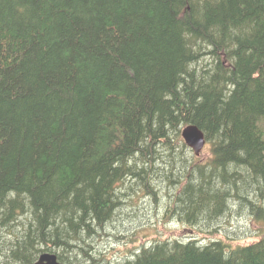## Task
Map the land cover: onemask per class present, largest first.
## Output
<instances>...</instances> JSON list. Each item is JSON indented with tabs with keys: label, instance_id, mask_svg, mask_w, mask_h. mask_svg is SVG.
I'll list each match as a JSON object with an SVG mask.
<instances>
[{
	"label": "trees",
	"instance_id": "16d2710c",
	"mask_svg": "<svg viewBox=\"0 0 264 264\" xmlns=\"http://www.w3.org/2000/svg\"><path fill=\"white\" fill-rule=\"evenodd\" d=\"M262 119L264 0H0V264H114L93 241L123 181L156 176L164 219L209 236L159 237L122 264H264V235L214 236L238 211L264 221Z\"/></svg>",
	"mask_w": 264,
	"mask_h": 264
},
{
	"label": "rangeland",
	"instance_id": "374dc122",
	"mask_svg": "<svg viewBox=\"0 0 264 264\" xmlns=\"http://www.w3.org/2000/svg\"><path fill=\"white\" fill-rule=\"evenodd\" d=\"M203 57L208 58L209 56L203 55ZM259 125L264 128V119L259 122ZM209 153V144L206 142L197 158H205ZM191 154H193L192 151ZM125 181H130V179ZM151 182L153 186L145 191L146 188L140 187L138 183L135 184L134 180L132 190L127 188L131 182L124 183L123 181V191L127 195H122L121 209L115 212L106 231L93 241L94 250L99 251L101 255L105 254L106 258L114 264H122L129 256L130 248L139 249L141 244L154 241L159 237L185 240L189 236H195L203 240L204 237L209 236V234L198 231V227L187 226L173 219L165 220L167 194H171L172 187L166 183L163 176L153 177ZM227 219L221 222L218 232L214 233L215 237L219 236L220 232L230 233L233 238L237 239L235 242L245 244L264 235V221L256 220L243 211L233 213ZM84 249L87 250V247ZM81 264H84V261Z\"/></svg>",
	"mask_w": 264,
	"mask_h": 264
},
{
	"label": "water",
	"instance_id": "95a60500",
	"mask_svg": "<svg viewBox=\"0 0 264 264\" xmlns=\"http://www.w3.org/2000/svg\"><path fill=\"white\" fill-rule=\"evenodd\" d=\"M181 137L185 144L190 147L195 155H198L205 143L203 132L193 124L184 126L181 130ZM32 264H66L59 262L54 253H42L38 259Z\"/></svg>",
	"mask_w": 264,
	"mask_h": 264
},
{
	"label": "bare ground",
	"instance_id": "6f19581e",
	"mask_svg": "<svg viewBox=\"0 0 264 264\" xmlns=\"http://www.w3.org/2000/svg\"><path fill=\"white\" fill-rule=\"evenodd\" d=\"M204 134H205V133H204ZM7 225H8V224H7ZM3 227H4V226H3ZM8 234H9V233H8ZM54 249H55V248H54ZM58 250H59V249H58ZM49 253H50V252H49ZM54 253H55V252H54ZM56 256H57V255H56ZM58 258H59V257H58ZM58 258H57V259H58ZM61 262H62V261H61Z\"/></svg>",
	"mask_w": 264,
	"mask_h": 264
}]
</instances>
